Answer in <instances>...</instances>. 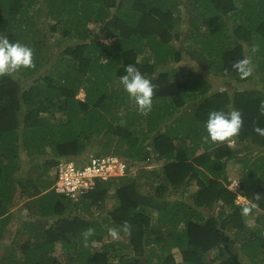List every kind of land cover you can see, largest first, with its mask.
Here are the masks:
<instances>
[{
    "label": "trees",
    "instance_id": "1",
    "mask_svg": "<svg viewBox=\"0 0 264 264\" xmlns=\"http://www.w3.org/2000/svg\"><path fill=\"white\" fill-rule=\"evenodd\" d=\"M0 35L33 50L0 77V264H264V0H0ZM129 65L154 86L146 114ZM232 110L236 141L211 142L208 114ZM85 155L140 168L56 193Z\"/></svg>",
    "mask_w": 264,
    "mask_h": 264
},
{
    "label": "clouds",
    "instance_id": "2",
    "mask_svg": "<svg viewBox=\"0 0 264 264\" xmlns=\"http://www.w3.org/2000/svg\"><path fill=\"white\" fill-rule=\"evenodd\" d=\"M103 39V38H102ZM112 38L104 39L105 43H111L113 41ZM109 40V42H107ZM33 50L23 45L19 42L12 43L9 41L7 36L0 35V77L3 76H13L19 70L23 68H29L33 64ZM249 62L247 60L237 65V68L243 73V75H248L250 73V69L245 70V67ZM120 82L123 86V89L129 95V98L132 99L138 106V110L144 114L151 111L152 108V96L154 86L152 82L145 78L140 71L134 66L129 65L126 68V74L120 78ZM84 96V94H80ZM262 111H264V105H262ZM61 113H57L60 115ZM243 125L242 115L238 110H232L230 112L225 113L224 111H212L208 114L207 121L205 123V131L208 135V138L213 143L225 142L231 140V138L239 135L241 127ZM255 131L264 136V128L257 127ZM111 159H117L121 163H126L125 160L118 156H111ZM93 159H97L95 157H91V159L85 162L82 166H77L78 168H83L89 165ZM73 163L74 162H69ZM67 165V163H63L55 169V182L53 185V190L58 194L67 195L66 193H62L57 191V182L59 179L60 168ZM75 165V164H74ZM76 166V165H75ZM118 176H123L125 174H117ZM116 177V175H111ZM103 178V177H98ZM107 179V178H103ZM96 183V179H95ZM95 186V185H94ZM238 182L234 181L231 185V188L237 190ZM235 187V188H233ZM92 189V188H91ZM90 189V190H91ZM89 190V191H90ZM87 193V192H86ZM84 194V193H83ZM77 198V197H75ZM244 198V197H243ZM251 211L250 207L243 208V214H248ZM130 226L125 223L124 231H129ZM91 229L88 230V234H91ZM109 234L115 238H119L118 230L113 228L109 230Z\"/></svg>",
    "mask_w": 264,
    "mask_h": 264
},
{
    "label": "built area",
    "instance_id": "3",
    "mask_svg": "<svg viewBox=\"0 0 264 264\" xmlns=\"http://www.w3.org/2000/svg\"><path fill=\"white\" fill-rule=\"evenodd\" d=\"M125 168L124 163L111 158L106 160L93 159L89 165L83 168H78L73 163H67L60 168L57 191L78 197L94 187L96 178H107L118 174V171H124Z\"/></svg>",
    "mask_w": 264,
    "mask_h": 264
},
{
    "label": "rangeland",
    "instance_id": "4",
    "mask_svg": "<svg viewBox=\"0 0 264 264\" xmlns=\"http://www.w3.org/2000/svg\"><path fill=\"white\" fill-rule=\"evenodd\" d=\"M206 19H208V18H202V21L204 20V23H205V21H206ZM188 20H189V16L188 15H186L185 17H184V22H183V28H182V30H184L187 26H188ZM206 23H209V22H207L206 21ZM107 42H109V40L107 41ZM223 83V82H222ZM81 97H83V95H81ZM37 129L40 131V132H43L42 131V129L41 128H39V127H37ZM50 129H52V127L50 128ZM231 143L232 144H234V142L236 141V138L235 137H233V138H231ZM92 148V147H91ZM91 159V156H88V155H85L84 156V158L82 157V158H80V160H82V161H80L81 163H85V162H87V161H89ZM125 165H126V168L124 169V171H118L117 173L118 174H125V175H127V174H129V173H131V174H135L136 172H137V170L140 168V165H136L135 167H132L131 168V171H130V169H129V167H128V163H125ZM146 168H148V170H150V168H152L150 165H147L146 166ZM116 175V177H119L117 174H115ZM238 182V181H237ZM233 188H235V187H233ZM237 201H238V203H240V204H245V203H248V201L246 200V198H243L242 196H239L238 198H237ZM115 204V197H114V194H113V191L111 192V194H110V196H109V198H108V208H111V207H113V205ZM253 216H255V215H253ZM251 217L248 221H249V223L252 225V224H255L256 223V219H255V217ZM18 227V223L17 222H13L11 225H10V228L12 229H16ZM9 228V229H10ZM111 239V238H110ZM112 239H115V238H113L112 237ZM13 240V234H11L10 232H7L6 233V237H5V239L3 240V245H5V246H8L9 244H10V242ZM111 241V240H110ZM239 246L240 245H237V244H232V249L235 251V252H237L241 257H245L243 254H242V251L240 250V248H239ZM60 251H61V248H58V252H57V255H59V253H60ZM241 252V253H240ZM52 255V254H51ZM53 256H55V255H53ZM60 257H63V254L60 256Z\"/></svg>",
    "mask_w": 264,
    "mask_h": 264
}]
</instances>
